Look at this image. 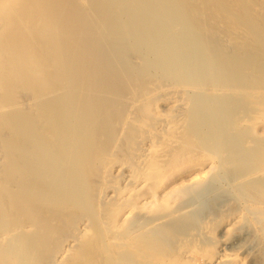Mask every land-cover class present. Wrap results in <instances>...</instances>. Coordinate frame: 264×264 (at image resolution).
<instances>
[{
    "label": "rangeland",
    "instance_id": "obj_1",
    "mask_svg": "<svg viewBox=\"0 0 264 264\" xmlns=\"http://www.w3.org/2000/svg\"><path fill=\"white\" fill-rule=\"evenodd\" d=\"M36 1L38 3L36 5L39 7L35 9H29L31 2L32 4L36 3L35 0H16L10 8L0 3L2 10L5 8L3 12H5L6 9L8 10L6 14L1 10L2 14L7 15V13H9L7 16H4L6 17L5 19L2 17L3 19H1V21L4 22V25H0L2 27L4 26L0 29V105H4V107L0 106V115L2 116H0V259L4 257L14 258L15 262L9 264H28V260L31 259L32 262L30 261V263L32 264H37L38 262H40L39 264H67L69 262V264H71V259L74 258L73 253H76L75 251L82 246L84 242L87 243L92 236V232L98 239L95 238L94 244H96L94 246H99V244H102L101 242H103V244L105 243L103 237L107 235L106 233H108V235L109 233H118V231L113 232L114 229L112 228L110 232H106V229L110 230L109 224L107 225L106 223L105 225L109 228L107 226L106 228L104 225L101 228L105 230L102 231L98 229V227H100L99 223L101 222V226L104 224V221L102 223V217L104 219L109 216V211L117 204H120V198V202L129 198L127 193L122 194L121 191V194L125 197L122 195L119 196V190H123V187L128 186L127 184H131L133 177H139L138 175H140L139 173L142 169L143 171L145 170L144 168L146 167L144 166L145 164L143 165V161L147 157L150 158L149 152L154 153V150H151V145L164 143L161 145V148L159 147L161 150L159 149L158 151L159 153L161 151L163 155L165 154L161 156L164 160L168 158V151L172 149L173 151L177 150L187 139H191L192 142L193 140L195 142L197 139V141L200 139V145H198L197 142L195 143L201 149H204V147L209 144L208 141H210L209 138L210 135H212L211 129H207L206 126L205 128L207 130L204 128V134L202 133L203 131L191 134V132H189V124L192 126L191 129L193 128L192 123L194 122V126H196L195 124L198 126L202 123V121H199L202 120V117H208L209 120L207 118H205V120L210 123L212 120L211 118H216L220 113H229V111L232 110L231 108H234L235 112L239 113L236 115V120H234L237 122V117L239 119L240 117L244 119L243 116H245V113H247L249 109V107H246L247 104L244 105V103L250 99V96L252 97L251 99L255 96L259 99L257 96L264 94V84L257 86L258 88L254 87V90L253 88L250 90L251 88H247L246 86L248 85H244V83L249 84L248 81L251 79H248V77L247 79H234V88H243V90L249 89L254 92L252 94L250 92L249 97V94H245L247 96L243 95L244 98L243 96L239 97L240 99L235 102L232 93H236L238 90H235L232 85H230L228 86L229 88L227 87L228 91H226V87L224 88V84L222 83L224 80L227 81L226 78L224 79L222 77H225L226 74L228 75L227 72H229V74L232 73L229 69L230 67L237 70L236 67L239 66L238 70L240 68L242 72L243 69L247 74L249 70L252 71L253 69L254 72V68H258L261 64H264V44L260 49L258 42H250V39L248 40L247 38L248 35H251L249 33L254 32L253 25L250 21L252 19L256 21V30L264 33V0L247 2L244 4L243 11L237 15L238 22L234 18L230 19L229 22V20L222 17L225 15L230 18V15H227L226 12L224 13L221 8L225 1L214 2L213 8L215 7V11L204 10L202 13L188 14L185 11V13H181L183 10L179 12L178 9H180L184 1V4L193 5L194 2L196 3L195 0H182L183 2L181 0H169L170 2L155 0V4L159 5L162 4V2L166 4V6L163 4L160 5V7H158L160 10L157 9L158 11L156 12L153 8L151 9L152 6L148 5L150 3H147V0L145 4H147L148 10H146L144 16H141L142 18L144 17V19H140L141 22L139 21L138 23L135 21L133 24L132 20L134 19H131V12L128 10L130 9V5L128 6L127 4H130L132 0L131 2L128 0L127 3L125 2L126 0H118L119 2L116 0ZM123 1L126 3L127 7H129L128 9L126 5L122 3ZM243 2H246V0ZM145 4L142 6L145 7ZM16 6V9H25V11L16 14ZM257 6L260 10L255 9ZM143 7L141 9L142 11L146 9V7L145 9ZM176 7H178V9ZM106 9H110V11ZM141 10L139 9V11ZM83 15L85 19L82 21ZM101 15H103V17ZM165 18L168 19V25H164V23L166 24L167 22H164V20H166ZM221 18L223 19L222 21ZM162 22L164 23L162 24ZM231 22H236L237 25L231 27ZM197 23L203 25L199 27L200 25ZM29 24H32V27H28ZM192 24H195V26ZM212 24L214 25L211 26ZM206 25H208L207 28ZM236 26L237 28H235ZM238 26L240 28H238ZM196 27L200 29L197 30ZM183 28L185 30H183ZM203 28L205 31L208 30L207 34V31L202 33V31H204L202 30ZM238 29L242 31L240 33L243 35H240ZM243 29H245V33ZM179 31L186 32L180 34L181 32ZM196 33H198L199 37L202 34V36H207L199 38ZM223 35H225V38L222 37ZM195 36L197 38H195ZM189 38H191V40ZM189 40L191 41L190 43ZM183 41L187 42L186 46H189L188 48L185 47L186 50H184V47H179L182 43L183 45L185 44ZM208 43H211V46ZM204 45H207L205 51L207 54L200 50L201 48H205ZM64 47L67 49L65 50ZM190 47H193V49ZM196 49L197 54H195ZM190 50H195L194 54H192L193 51L191 53ZM254 50L257 52L258 61L256 66L246 69L247 62ZM260 50H262V52H260ZM190 53L191 55H189ZM183 54H185L183 56L184 58L182 57ZM214 54L219 56H215ZM233 55L237 56V58L236 56L234 57L236 61L233 59L225 61L224 57L230 59ZM61 56H64V59ZM60 57L63 60H61ZM185 57L189 58L185 59ZM215 57H220L218 58L220 61H217ZM206 58L211 60L212 58L215 59L217 64L214 60H207V62H214L213 65L209 66L210 64L206 63ZM201 59H204V62L207 65L209 64V67H213L208 68V66L197 65L198 62L199 64H204V62H200ZM196 62L197 64L195 67L194 64ZM169 63H171V65ZM49 65L51 67H48ZM193 67L198 69L199 74H197L198 71L195 69V72L192 71ZM219 69L221 71H219ZM222 69L225 71L222 72ZM235 69H232L234 70L233 73L236 71ZM176 71L181 74L179 73V75H177L176 73L178 72ZM212 72L217 73L215 74V79H212V75L210 76L212 78L209 80L207 77L208 79H206L208 81L204 83L206 79L203 77L207 76L205 74H214ZM257 72H254V74H256L255 76H257L259 72L262 73H260L258 77L264 74V71ZM193 73L194 75L197 74L199 78H196L197 76H194ZM22 74L25 75V77ZM49 74H53V77L50 76L52 80L49 79ZM174 74L176 75L174 76ZM190 74L192 76H189ZM221 74H223L222 77ZM249 74H251V72ZM40 75L42 77H40ZM177 77H179V79ZM258 77L249 78L257 80ZM190 78H194V80L191 79L190 81ZM46 79L51 80V82L47 80V82L51 83L53 86L52 90L54 91H49H52L51 93L42 91V88L39 89L41 85L42 87L46 86ZM196 79H200V81L203 79L204 81L202 82L206 87L208 84L209 86L204 89V84L201 82V85L198 83L200 81ZM258 80L260 81V79ZM192 81H194V83ZM17 83L18 87L12 88ZM192 83L197 87L192 85ZM220 83L223 85L220 86ZM213 84L215 86L214 88L212 87ZM88 85L92 88H89ZM192 86L197 89L195 90ZM86 87L90 90L86 91ZM199 87H202V91ZM222 87L225 89L223 95H228L230 99L223 97V100V98L219 97L225 104L218 102L221 104V106H218L217 101L219 98L216 95L220 94L223 89L220 90L219 88ZM209 88H212L210 92L213 96H211L210 93L211 98H209V94L206 92L210 90ZM232 89L234 91H232ZM225 91L228 92V94H225ZM216 92L218 94H215ZM201 94H205L206 96L204 95L203 97ZM253 94H255V96ZM198 96L201 99L198 98ZM207 96V99H209L208 104L206 102L207 99H204ZM231 97L233 99H231ZM196 98L201 101L203 99L202 105L204 106H200L199 103H201V101L198 102ZM221 99H219V101ZM225 99L228 100V104L232 100L235 103L228 105ZM255 100H251L252 102L250 101V103L247 101V103H249L248 105L250 106ZM223 105L226 106L224 107ZM195 106L198 107L195 108ZM215 106H218V109H215ZM222 106L224 108H222ZM237 106L238 108L236 109ZM208 107H210V109L211 107L214 108L216 112L213 110V114L207 116L203 115H206L204 112L201 114L195 112L198 108L204 111V109L207 110ZM220 108L224 110H220ZM56 109L57 114H59L57 116V123L55 122L56 128H53L52 131H44V129H46L44 128L46 125L45 122H47L45 118L51 110L56 111ZM242 109L246 110L243 112ZM192 111L195 113L194 115L192 114L194 117L191 115ZM232 111L234 112V110ZM232 111L230 114L233 113ZM213 115H216V117ZM189 118L192 121L190 123L188 122ZM207 121H205L206 124ZM182 125L183 127L181 128ZM173 127L174 129H172ZM238 127L234 130L236 134L242 129ZM177 129L179 131H177ZM16 130L18 131L14 132ZM186 130L188 131L186 132ZM181 131L182 133L185 132L186 135L183 137L181 135H174V133L176 134L178 132L180 134ZM173 135L177 138L181 136V138H172L171 136ZM247 135L248 138L245 135L247 138L246 145L250 148L257 137L254 136L252 132L247 133ZM169 138L172 143L167 145L166 143L170 142ZM51 139L52 141H50ZM35 140L36 145L42 147L48 144L47 146H50L46 149L48 151L45 150V152H48L46 156H44L45 152L42 150V152H44L42 156L43 158L45 157V160L41 163L40 169L43 170L44 168L45 170L49 164H56L57 161L63 162L61 158L65 157L64 160H67L63 162L64 164L62 162L58 163L56 169L51 171L50 177L44 179V183H47L46 185L49 187L48 190L51 189L55 196L61 197L62 203L60 206L57 204H46L51 200L44 195V190L43 192L39 190L38 185L42 178L40 174L37 175L38 171L36 172L37 174L34 172L30 176V173L27 172L30 171L27 164H24V166L18 164L14 171V173L18 171L15 173V175H17L15 176L12 173L13 178L15 177L14 180L12 179L9 182L5 181V175L7 171L10 170L9 168L12 164L11 161L14 159L17 160L16 154H28L32 147L30 142H35ZM88 141L93 145V147H90L91 149L87 146V152L85 150H83L85 152L82 153L75 151L79 150L80 147L82 148ZM100 141H104V145ZM203 142L205 143L204 145H202ZM259 142L261 143L257 145L260 149V144L262 146L263 142ZM18 143L22 144L21 146H25L21 147L22 149L19 148V150H17L19 152L13 149H10V151L7 147L11 144L15 145ZM169 145H171V147ZM60 147L64 149H60ZM20 151L22 152L20 153ZM257 151H246L244 156L245 158L247 156L253 157L257 154ZM53 152L55 153L52 154ZM106 152H110L109 154L113 155L112 159H114L111 161L112 164H104L103 161L106 162L105 160L101 161L102 163L94 160L95 155ZM80 153L81 155H85V158L93 153L92 156L94 157L89 159V163L87 161L88 157L84 160V163H81V161L72 162V159L74 160L77 159L78 156H81ZM159 153H157L156 156L159 157L161 155V153ZM249 153L251 155H249ZM151 155L152 154H150V156ZM68 159L70 162H68ZM155 159H157V157H155ZM55 160L57 161L55 162ZM92 160L94 163H92ZM240 165L241 164L236 168L234 174H231L228 178L224 177V179L219 181L216 179H218L219 174L222 175L224 173V170L222 172L218 170V174L216 175L217 172L215 171L217 169L214 168V172L213 170L209 171L208 169L211 167V165H209L205 169L209 172L205 176L202 185L170 201V206L168 205L169 207H167V210L168 208H175V210L179 209L176 214L174 212L172 214L173 216L170 215V221L175 220L176 217L179 219V221L170 226V229L173 228L172 231H175V229L177 231H175L177 235H173L172 241L168 238V234L165 233L166 231H163V229H156L155 225L153 226L149 223L150 219L148 222V216L149 218L152 217L149 214H152V208H149V206L145 208V210L148 208L150 209V211L148 209V212L147 210L142 211L143 209H141L140 211L137 210L138 213L135 209L134 214L136 215L133 214L135 219L133 220V216L129 219L131 221L132 218V222L129 220V222H125L127 223L125 230L129 228V223V231L131 230V226L135 227V229L132 228L135 230H132V235L138 234L137 231L142 232L141 230H144V233L142 232V234H139V236L144 234L140 236L144 238L143 243L153 246L156 242L155 239H157L158 242L156 243L162 242V245L156 248L157 251L164 250V252H170L173 248L176 250L175 246L178 249L181 235L185 238L183 239L181 237V241H187V239L191 241V238H194L195 241L193 240L192 243L197 246L198 250H201V252H197V258L194 256V259H197H195V264H216V262H214L216 255L212 257V259H206L207 256H205V254L209 251L213 252L214 250L218 254L223 247L228 248L227 251L229 252L233 251L236 253V257L233 260L223 264H264V200L263 204L257 205H250L249 202H242L253 194L251 190L256 191V189H259V187L263 185L264 177H259L257 180L259 181L258 183L254 182L250 184L251 189H244L242 184H238L237 188L232 189L233 183H239L238 173L241 171V169H239ZM250 166H252V164H250ZM250 166L248 168H251ZM253 167L255 166H252V168ZM253 169L249 170L251 171ZM243 175H245V172ZM169 184L170 183L163 185L158 189L157 193H162L164 188ZM139 188H141V186L138 187L137 190ZM157 193L156 195L159 194ZM220 196H223L221 199L229 198L231 200L230 203L233 204V210L240 208L235 211H230V205L232 207L230 203L229 205L222 204V206L220 205L219 207L217 203ZM236 196H238L239 199ZM261 196H264V193H261ZM2 203H6V205L4 206ZM188 209H190V212H188L189 217L187 216L188 218H185L183 214ZM164 210L165 209L162 211L166 212ZM12 211H15V213H11ZM228 212L230 214L232 212L233 214L228 215ZM181 213L183 214L180 217L179 214ZM236 214L242 215L240 216L241 223H239L237 218H235V221L233 220L234 217L237 216ZM230 220L232 224H234L233 226ZM94 222H97L99 225L97 223L95 225ZM228 223H230L229 226L232 227L230 229L231 233H228L225 228ZM142 224L144 229L143 227H137L138 225L142 226ZM92 225H94V227ZM122 227L120 226L119 228L122 229ZM119 228H117V230ZM98 230L101 231L99 232ZM125 230L122 229L123 232ZM86 233L87 235L91 234L90 237L87 236ZM99 233L102 234L101 238L99 237V235H101ZM116 233L114 235H116ZM145 235H147V237H144ZM11 236L20 238L14 241L16 245L12 242L6 243ZM107 236H105V238H107ZM175 237L179 238L176 239V242ZM121 240L115 239L114 241L116 246L114 247L113 245V247L114 249L117 248L116 251H119V249L120 251L127 249L125 245H123L124 242L121 243ZM30 243L35 244H33L34 247L33 245L31 246L34 249L31 248L29 252L27 248L30 247L28 246ZM117 243L120 247L122 246V248L124 246L125 249H121ZM11 253H14V255L10 256ZM69 253H71V255ZM117 255H119V253ZM202 255H204V260L206 259L205 261L203 260L204 263L201 259ZM81 256L79 257L80 260L84 259V256ZM114 256H116V254ZM129 256L131 257H127V259L125 256L126 264H136L139 260V256ZM66 258L68 260H66ZM73 261H77V259ZM80 262L81 261L73 263L80 264Z\"/></svg>",
    "mask_w": 264,
    "mask_h": 264
},
{
    "label": "bare ground",
    "instance_id": "obj_2",
    "mask_svg": "<svg viewBox=\"0 0 264 264\" xmlns=\"http://www.w3.org/2000/svg\"><path fill=\"white\" fill-rule=\"evenodd\" d=\"M16 0H0V3L2 4H5L4 6H7V7H9L10 8V6H12V4H13V2H15ZM24 1H27V0H24ZM29 1V0H28ZM117 2H119V1H121V0H116ZM145 1V2H144ZM146 1L147 0H132V2H131V0L129 1V2H131L130 4L129 3H127L128 2V0H126L125 2L128 4V6L130 7V9H128L129 7H127V5H126V3L123 1L122 3L123 4H125L126 5V8L131 12V19H134V20H132V24L136 21L137 23L140 21V19H144V17L142 18L141 16H144L145 15V12H146V10H148L147 9V4H145L146 3ZM153 1H155V0H148V2L147 3H150V4H148L149 6H152L151 7V9L153 8V10L156 12V11H158L157 9H159L160 10V8H158V7H160V5H165L166 6V4H164L165 2H162V4H155L156 3V1L155 2H153ZM158 1V0H157ZM165 1H169V0H165ZM182 1V0H181ZM180 1V2H181ZM184 1V0H183ZM182 1V2H183ZM196 1V3L194 2V4L192 5H189V4H184L185 3V1H184V3H183V5L180 7V9H178V7H176L178 10H179V12L180 11H182L181 13H183L184 11L186 12V13H188V14H197V13H202V12H204V10L206 11V10H208V11H215L214 10V8H213V3L214 2H218V1H225L224 2V4L222 5L223 7H221L222 8V11L225 13H227V15H230V18L229 17H226L225 15L224 16H222V17H224V19L226 18L227 20H229V22H230V19H232V18H234L236 21L238 20V18H237V15H239L240 13H241V11H243V5L244 4H246L247 2H255V1H258V0H246V2H243V1H241V0H195ZM35 2L36 3H33L32 4V2H31V6L29 7V9H35V8H37V7H39L38 5H36V4H38L37 3V1L35 0ZM38 2H39V0H38ZM143 2V3H142ZM170 2V1H169ZM193 2V1H192ZM117 4V3H116ZM141 4V5H140ZM146 5L145 7H146V9H145V7H143L142 5ZM169 4V3H168ZM258 4V3H257ZM1 6V5H0ZM148 6V7H149ZM259 6V5H258ZM256 7L255 9L256 10H258L259 9V7ZM114 8H116L115 6H113ZM141 7V8H140ZM142 7L145 9L144 11H142L141 9H142ZM263 7V6H262ZM17 8V6L15 7V9ZM218 8V7H217ZM139 9L141 10V11H139ZM1 10H2V8L0 7V25H4V22L3 21H1V19H5L6 17H4V16H7L9 13H7V15H4V14H6V11L8 12V10L6 9V11L5 12H3V10H5V8L2 10V12L4 13V14H2V12H1ZM106 10H109L110 11V9H106ZM219 10V9H218ZM260 10V9H259ZM25 11V9L23 10V9H16L15 10V13L16 14H20V13H22V12H24ZM111 11H112V8H111ZM143 12V13H142ZM148 12V11H147ZM184 12V13H185ZM222 12V13H223ZM213 14V13H212ZM104 15V14H103ZM103 15H101L102 17H103ZM130 15V14H129ZM213 16V15H212ZM3 17V18H2ZM140 17V18H139ZM83 19H85V16L83 15L82 16V21H83ZM136 19H139V20H136ZM166 19V18H165ZM168 19H166V20H164V22L165 21H167ZM223 19L221 18V21H222ZM143 21V20H142ZM251 21V23H252V25H253V29H254V32H252V33H249V34H251V35H248L247 33V35H248V40L250 39V42L252 41V42H255L256 41V43L258 42V44L260 45L259 47H260V49H261V46L264 44V33H262V32H260L259 30H256V28H255V26H256V21H255V19H252V20H250ZM3 22V23H2ZM6 22V21H5ZM141 22V21H140ZM145 22H149V21H145ZM164 22H162V24L164 23ZM195 22V21H194ZM198 22V21H197ZM238 22V21H237ZM54 23V22H53ZM151 23V22H150ZM168 23V21L166 22V24L164 23V25H168L167 24ZM196 23V22H195ZM6 24V23H5ZM34 24V23H33ZM197 24H199L200 26L199 27H201V25H203V24H200V23H197ZM196 24V25H197ZM205 24V23H204ZM209 24H210V22H209ZM231 27L233 26V25H237L236 24V22L235 23H232L231 22ZM239 24V23H238ZM192 25H194L195 26V24H192ZM214 24H212L211 26H213ZM163 26V25H162ZM207 26L208 25H206V28H207ZM1 27L2 26H0V29H1ZM4 27V26H3ZM2 27V28H3ZM28 27H32V24H29L28 25ZM165 27V26H164ZM210 27V26H209ZM204 28H205V25H204ZM204 28L202 29V30H204ZM218 28V27H217ZM235 28H237V26L235 27ZM238 28H240L239 26H238ZM24 29V28H23ZM187 29V28H186ZM196 29H197V27H196ZM198 29H200V28H198ZM197 29V30H198ZM3 30V29H2ZM183 30H185L184 28H183ZM182 30V31H183ZM190 30V29H189ZM188 30V31H189ZM239 31V33L240 32H242V31H240V29H238ZM182 31H179V32H181L180 34H184V32H186V31H184V32H182ZM207 31V32H206ZM204 30V31H202V33L203 32H206V34L208 33V30ZM245 31V29H243V32ZM179 32H178V34H179ZM195 32V31H194ZM201 33V34H202ZM238 33V34H239ZM245 33V32H244ZM114 34V33H113ZM187 34V33H186ZM195 34V33H194ZM193 34V35H194ZM197 35H198V33H196ZM200 34V35H201ZM205 34V33H204ZM231 34V33H230ZM192 35V36H193ZM203 35V34H202ZM200 36V37H205V36H207V35H204V36ZM212 35V34H211ZM237 35V34H236ZM240 35H243L242 33H240ZM181 36V35H180ZM179 36V37H180ZM225 35H223L222 37H224ZM197 37H199V35L197 36ZM196 36H195V38H197ZM199 37V38H200ZM225 38V37H224ZM175 39H176V37H175ZM190 40H191V38H189ZM240 39V38H239ZM187 40H188V37H187ZM189 40V43L191 42ZM193 40V39H192ZM237 40V39H236ZM245 40V39H244ZM238 41V40H237ZM184 42V41H183ZM247 42H249V41H247ZM185 44L183 45V43L181 44V45H179V47H181V48H183L184 47V50H186L185 49V47L186 48H188L189 46H186V43L187 42H184ZM188 43V44H189ZM187 44V45H188ZM193 44H195V43H193ZM209 44V43H208ZM240 44V43H239ZM255 44V43H254ZM253 44V45H254ZM67 45V44H66ZM210 46H211V43L209 44ZM252 45V46H253ZM193 46V45H192ZM202 46V45H201ZM205 46V48H201L200 50L201 51H203V53H205V54H207L205 51H206V49H207V45H204ZM203 47V46H202ZM65 48V50L67 49L66 47H64ZM64 48H63V50H64ZM190 48H192L193 49V47H190ZM200 48V47H199ZM180 49V48H179ZM195 49V48H194ZM64 50V51H65ZM181 50V49H180ZM189 51V50H188ZM191 51V50H190ZM193 51V50H192ZM192 51H191V53H192ZM195 51V50H194ZM194 51H193V53L192 54H194ZM199 52V51H198ZM221 52V51H220ZM260 52H262V50H260ZM64 53H66V52H64ZM69 53V52H68ZM191 53L189 54V55H191ZM199 53H201V52H199ZM216 53H218V52H216ZM256 53L257 52H255V50L254 51H252V56L249 58V60H248V64L246 65V69H250L251 67H255L256 66V63H257V55H256ZM195 54H197V49H196V53ZM219 54V53H218ZM185 54H183L182 55V57L184 56ZM215 55V54H214ZM221 55V54H220ZM215 56H219V55H215ZM223 56V55H222ZM236 55H233V57L232 58H230V59H227L226 57H224L225 58V61H229V60H235L236 61V58H237V56H236V58L234 59V57H235ZM62 58L64 57V56H61ZM61 57H60V59H61ZM184 58V57H183ZM189 57H185V59H188ZM205 58V57H204ZM211 58V57H210ZM214 58V57H213ZM212 58V60H214L215 62H216V60L218 61L219 59L218 58H220V57H215L216 58V60L215 59H213ZM58 59H59V57H58ZM64 59V58H63ZM63 59H61V60H63ZM222 59V58H221ZM200 60V59H199ZM206 60V63H209L208 65L209 66H211V65H213L214 64V62L213 63H211V62H207V60H211V59H208V58H206L205 59ZM211 60V61H212ZM223 60V59H222ZM221 60V61H222ZM220 61V60H219ZM51 62V61H50ZM184 62V61H183ZM200 62H204V59L202 60L201 59V61ZM47 63V62H46ZM46 63H45V67H46ZM159 63V62H158ZM205 62H204V64H206ZM226 63V62H225ZM48 64V63H47ZM51 64H52V62H51ZM170 65H171V63H169ZM196 64H197V62L194 64L195 65V67H196ZM203 63L201 64H199V62H198V64L197 65H200V66H205V67H207L208 65L206 64V65H204ZM216 64H217V62H216ZM215 64V65H216ZM180 65V64H179ZM214 65V66H215ZM200 66H198V67H200ZM208 66V68H212V67H209ZM236 66V65H235ZM48 67H51L50 65L48 66ZM195 67H193V72H195L194 71V69H195ZM239 67V66H238ZM238 67H236L237 68V70L235 69V68H232V67H230L229 69L231 70V72L232 73H230L229 74V72H227L228 73V75L226 74H224L225 75V77H222V75L223 74H221V77L222 78H226L227 79V81H223L222 83L224 84V88L226 87V91H228L227 90V87L228 86H230V85H232V87L234 88V86H233V83L235 84V82H234V79H247V77H248V79H251L252 80V83H251V80H249L248 82H249V84H245L244 83V85H248V86H246L247 88H251L250 90H252V88H253V90H254V87H257V86H261V85H263L264 84V74L263 75H261V77H258L259 75H260V73L261 72H259V71H264V64L262 65L261 64V66L260 67H258V68H254V72L256 73L257 72V70H258V75L257 76H255L256 74H254V72H253V69H252V71H248L247 72V74H246V72L245 71H243V69H242V72L240 71V68H239V70H238ZM248 67V68H247ZM44 68V67H43ZM204 68V67H203ZM235 69L236 71L233 73V71L234 70H232V69ZM200 69H202V68H200ZM214 69V68H213ZM245 69V68H244ZM255 69H257V70H255ZM195 70H197L198 71V69L196 68ZM223 71L222 72H224L225 70L224 69H222ZM230 70H228V71H230ZM44 71V70H43ZM179 71V70H178ZM178 71H176V72H178ZM191 71V72H192ZM203 71V70H202ZM213 71V70H212ZM215 71V70H214ZM216 71H217V69H216ZM215 71V72H216ZM219 71H221L220 69H219ZM251 72V74H249ZM179 73L180 72H178V73H176L177 75H179ZM212 73H214V72H212ZM217 73H218V71H217ZM217 73H214V74H211V75H208L209 73H207V74H205V75H207L206 77H203V78H209V80H210V78H212L213 80L215 79L214 77H215V74H217ZM226 73V72H225ZM253 73V74H252ZM10 74V73H9ZM15 74V73H14ZM51 74V73H50ZM49 74V77L51 76V77H53V74L52 75H50ZM176 74H174V76L176 75ZM181 74V73H180ZM197 74H199V71H198V73ZM194 75V73H193V75L194 76H197L196 78H199V76L198 75ZM262 74V73H261ZM10 75H12V74H10ZM23 75V74H22ZM213 75V76H212ZM254 75V76H253ZM24 77H25V75H23ZM189 76H192L191 74L189 75ZM193 76V77H194ZM210 76H212V77H210ZM15 77V76H14ZM40 77H42L41 75H40ZM47 77V76H46ZM51 77L49 78V79H51ZM183 77V76H182ZM217 77V76H216ZM249 77H258L257 78V80H253L252 78H249ZM18 78H20V77H18ZM178 79H179V77H177ZM180 78H181V75H180ZM184 78V77H183ZM207 78V79H208ZM15 79H17V78H15ZM23 79V78H22ZM21 79V80H22ZM49 79H46V82H47V80H48V82L50 81L51 82V80H49ZM175 79H176V77H175ZM189 79V78H188ZM191 79H193L194 80V78H190V81H191ZM201 80L200 81V79H196V80H198V81H200V82H198V83H200L201 85H202V81H204V83L205 82H207L208 80ZM233 79V80H232ZM258 79H260V81L258 80ZM18 80V79H17ZM20 80V79H19ZM213 80H212V82H213ZM15 81V80H14ZM43 81V80H42ZM229 81V82H228ZM230 81H231V84H230ZM233 81V82H232ZM253 81H255V82H253ZM256 81H258V82H256ZM41 82V81H40ZM47 82V84H46V86H43L42 87V85H41V87L39 88V89H41L42 88V91H45V92H49L50 90H52L53 88V86L51 85V83H48ZM193 83H194V81H192ZM197 82V81H196ZM195 82V83H196ZM202 82V83H201ZM211 82V83H212ZM18 83H20V82H18ZM18 83L16 84V85H14V87H12V88H16V87H18L17 85H18ZM44 83V82H43ZM43 83H41V84H43ZM192 83V85H194ZM203 83V84H204ZM222 83H220V86L221 85H223ZM251 83V84H250ZM13 84H15V83H13ZM39 84V83H38ZM44 84V85H45ZM53 84V83H52ZM215 84V83H214ZM214 84H213V88L215 87L214 86ZM259 84V85H258ZM22 85V84H21ZM51 85V86H50ZM190 85V84H189ZM196 85H198V84H196ZM201 85H199V86H201ZM205 85V84H204ZM203 85V88L204 89H206L208 86H209V84H208V86L206 87V85L204 86ZM215 85H217V84H215ZM195 86V85H194ZM210 86V87H211ZM217 86H219V85H217ZM31 87V86H30ZM29 87V88H30ZM37 87H38V85H37ZM88 87L89 88H92L91 86H89L88 85ZM88 87H86V91H89L90 89L88 88ZM190 87H191V85H190ZM193 87V86H192ZM195 87H197V86H195ZM223 87L222 88H219L220 90L221 89H223ZM243 87V86H242ZM241 87V88H242ZM194 88V87H193ZM200 88V87H199ZM202 88V87H201ZM200 88V89H201ZM229 88V87H228ZM231 88V87H230ZM258 88V87H257ZM33 89V88H32ZM34 89H35V87H34ZM38 89V88H37ZM195 89V88H194ZM197 89V88H196ZM195 89V90H196ZM210 89V88H209ZM212 89V88H211ZM211 89L209 90V91H206V92H208V94H209V98H211L210 97V91H211ZM218 89V90H219ZM235 90H238L236 93H232V95H233V98L235 99V102H236V100L238 101V99H240L239 97H241V96H243V95H245V94H249L250 92H251V94L252 93H254V92H252V91H250L249 89H246V88H244V89H246V90H248V91H246V90H243V88L242 89H240V91H239V89H237V88H234ZM256 89V88H255ZM224 90L225 89H223V90H221V92H220V94L219 95H216V96H218V98L219 97H221V98H223V97H226V98H229V96L227 97V96H225V95H223L224 94ZM242 90V91H241ZM13 91H16V90H13ZM40 91V90H39ZM52 91H54V90H52ZM51 91V92H52ZM201 91H202V89H201ZM217 91V90H216ZM225 91V94H228V92H226ZM232 91H234L233 89H232ZM18 92H20V91H18ZM51 92H49V93H51ZM218 92V91H217ZM215 93V94H218V93ZM40 93V92H39ZM44 93V92H43ZM202 93V92H201ZM204 93H205V91H204ZM38 94V93H37ZM207 94V93H206ZM46 95V94H45ZM201 95H203V94H201ZM205 95V94H204ZM204 95H203V97H204ZM230 95V94H229ZM254 96H255V94H253ZM259 95H260V93H259ZM50 96V95H49ZM199 96H200V94H199ZM198 96V98H200ZM206 96V95H205ZM211 96H213L212 95V93H211ZM245 96H247V95H245ZM250 96V94L248 95V97ZM260 96H262V97H260ZM260 96H257V97H259V99L258 98H256V96L255 97H253V99H251L252 97L250 96V99L253 101V100H255V99H257V100H255L253 103H251V105L249 106L248 104L250 103V101L249 100H247V101H249V103H247V101L244 103V105L245 104H247V106L246 107H249V109L248 108H246V109H248V111H247V113H245V116H243L244 117V119H242V117H240V119L237 117V122H235L234 120H236V115L237 114H239V113H236L235 112V109L234 108H231L232 110H234V112L233 113H231L230 114V112L231 111H229V113L228 112H226V114H225V112L224 113H220V115L218 116L217 115V117H216V115L214 116V117H216V118H211L210 120H211V122L209 123L207 120H205V118H207L208 119V117H202L201 119L202 120H199V121H202V123L201 124H199L198 126H197V124H195L196 126H194V123H192V125H193V128L191 129V124H189L190 126V130H189V128H188V130H189V132H191V134L192 133H195L196 134V132H202L203 134L205 133L204 132V130L206 129L205 127L207 126V129L208 128H210L211 129V131H212V135H210V141H208L209 142V144L206 146V147H204V149H201L198 145H200V139H199V141H195V142H197V144L198 145H196V143L194 142V140H193V142H192V140L190 139H187L186 141H185V143L184 144H182L180 147H178L177 148V150H174L173 151V149L171 150V151H168L169 152V154H168V158L167 157H164V158H167V159H163V158H161V156H164L162 153H161V151H160V153H161V155L158 157V156H156V154L157 153H159L158 151H159V149L161 148V145H163L164 143H156L155 145L153 144V145H151L150 147H151V150H154V153H150L149 152V157L150 158H146L144 161H143V165L146 167V168H144L145 170L143 171V169H142V171L139 173L140 175H138L139 177H133V179H132V183L131 184H127L128 186H125V187H123L122 189L123 190H119V193L120 194H118L119 196L120 195H122L123 193H127L129 196V198L126 200V199H124V201H122V202H120V200H121V198H120V200H119V203L120 204H117L115 207H113L112 208V210H110L109 211V216L106 218L105 216V218L107 219H103V217H102V223H103V221H104V224H102V226H101V222L99 223L100 224V227H98V229H101L102 231L103 230H105L104 228H101V227H103L104 225H105V223L108 225V226H110V230H108V229H106L107 231L106 232H110L112 229H114L113 230V232L114 231H118V233H116V232H114V234L116 233V235H114L112 232V234H110L109 233V235H108V233H106L107 235H105V236H107V238H105V236L103 237V241H104V239H105V243L103 244V242H101L102 244H99V246H94L95 244H94V241L97 239L96 237L97 236H95V234H93V232L91 233L92 234V236H91V238H89V240L87 241V243H83V245L82 246H80L75 252L76 253H73L74 254V258H70L71 259V261H72V263L71 264H74L73 262H78V261H81L80 262V264H126L125 263V256H126V259H127V257H131V256H129V255H132V257L133 256H139V260L137 261V263L136 264H195V261L197 260L196 258H197V256H196V254H197V252H201V250L199 249L198 250V248H197V246L196 245H194V243H192L193 242V240H194V238H191V241H190V239H187V241L186 240H182L181 241V239L183 238V236L181 235V237H180V239L177 237H175V242L177 241L176 239H179L180 240V242H179V240H178V242L180 243V245L178 246L179 248L177 249V247L175 246V248H176V250H174V248H173V250H171L170 252H164V250H160V251H157V249L156 248H158V247H160V245H162V242L160 241L159 243H156V242H158L157 241V239H155L156 240V242H155V245H153V246H150V245H145V243H143V240H144V238L143 237H140V236H143V235H140L139 236V234H142V232L144 233L145 231L144 230H141L142 232H140V231H137L138 232V234H134V235H132V230L133 231H135L134 229H135V227H132L131 226V230L129 231V229H130V223H129V228H127L126 230H127V232H126V230H125V226H127L126 224L127 223H125V222H129L130 220V217H133L134 215H136V214H134V211H135V209H136V211L138 210V211H140L141 209H143L142 211H146L147 210V212H148V209L151 207L152 209H151V212H152V214L151 213H149L150 214V216H152L151 218H149V216H148V222H149V219H150V224H152L153 226L155 225L156 227V229H163V231H166L165 233H167L168 234V238H170L171 239V241H172V238L175 236V235H177V234H175V231H176V229H175V231H172V229L173 228H171L170 229V226H171V224L173 225V224H175V222H177V221H179V219H177L178 217H176V216H174V217H176V219L175 220H171L170 221V215H172L174 212H175V214H176V212H177V210H179V209H176L175 210V208H168V210H167V207H169L170 205H169V203H170V201L171 200H173V199H175V198H177V197H181V196H183L184 194H186L187 193V191H190L191 189L193 190V188H196V187H198V186H200V185H202V183L204 182V178H205V176L208 174V172L210 171V170H213V172L215 171L214 170V168H216L217 170L215 171V172H217L216 173V175L218 174V170H220V172H222L223 170H224V173L221 175V174H219L218 176V179H216L217 181H219V180H221V179H224V177L226 178H228L231 174H234V172H235V170H236V168L237 167H239V164H241L240 165V168L239 169H241V171H239V177H238V179H239V183H233L232 184V189H235V188H237V186H238V184H242L243 185V188L244 189H251V186H250V184H252V183H254V182H259V181H257L258 179H259V177L261 178V176H263L264 177V94H261ZM48 97V96H47ZM208 98V96L206 97V98H204L205 100ZM221 98H219V99H221ZM232 97H231V99H233ZM243 98H244V96H243ZM242 98V99H243ZM255 98V99H254ZM197 99V98H196ZM201 99V98H200ZM198 100V102H200L201 100ZM219 99H218V101H217V104H218V106H221V104L222 103H224L223 102V100H224V98H223V100L221 99L220 101H219ZM230 99V98H229ZM248 99V98H247ZM99 100V99H98ZM196 100V101H197ZM208 100L209 99H207V104H208ZM226 100V104H228L227 102H228V100L227 99H225ZM231 101V100H230ZM251 101V102H252ZM57 102V101H56ZM56 102H55V104H56ZM194 102H195V100H194ZM221 103V104H219V103ZM231 102H233V100L231 101ZM231 102H229V104H234L235 102H233V103H231ZM202 103H203V99H202V101H201V103H199L200 104V106L202 105ZM195 104V103H194ZM206 104V105H207ZM216 104V105H217ZM225 104V103H224ZM228 104V105H229ZM112 105V104H111ZM110 105V106H111ZM197 105V104H196ZM228 105H227V108H228ZM239 105V104H238ZM1 106V105H0ZM3 107H4V105H2ZM1 106V107H2ZM53 106H54V104H53ZM152 106V105H151ZM199 106V105H198ZM197 106V107H198ZM199 106V107H200ZM202 106H204V105H202ZM212 106V105H211ZM214 106V105H213ZM218 106H215V109H218L217 107ZM224 106V105H223ZM222 106V108H224ZM241 106V105H240ZM0 107V108H1ZM113 107V106H112ZM196 106H195V108H197ZM6 108V107H5ZM59 108V107H58ZM201 108V107H200ZM200 108H198V109H194L195 110V112L197 113V114H201V113H206V115L205 114H203L204 116H207V115H212L213 114V110H215L214 108H212L211 107V109H210V107H208V109L206 110V109H204V111H203V109L201 110ZM230 108V107H229ZM238 108V106L236 107V109ZM244 108V107H243ZM55 109V108H54ZM73 109V108H72ZM246 109H242L243 110V112L246 110ZM48 110V109H47ZM109 110V109H108ZM220 110H224V109H221L220 108ZM68 111V110H67ZM227 111V110H226ZM194 111H192V113H191V115L193 114H195V113H193ZM214 112H216V110L214 111ZM222 112V111H221ZM2 114V113H1ZM110 114H112V113H110ZM114 114V113H113ZM46 115V114H45ZM59 114H57V109H56V111L55 110H51V112H49V114H48V116L45 118L46 119V121L47 122H45L46 123V125H45V127L44 128H46V129H44V131H52L53 130V128H56L55 127V122L57 123V119H58V116ZM192 115V117H194ZM1 116V115H0ZM2 117V116H1ZM112 118V117H111ZM112 119H114V118H112ZM191 119H193V118H191ZM203 119H204V122H203ZM238 119H239V122H238ZM2 120V119H1ZM185 120V119H184ZM190 120V118L188 119V122L190 123V122H192L191 120ZM209 120V119H208ZM124 121V120H123ZM205 121H207V124H206V122ZM181 122V121H180ZM179 122V123H180ZM187 122V121H186ZM9 125V124H8ZM7 125V126H8ZM57 125V124H56ZM179 125V124H178ZM184 125V124H183ZM183 125L181 126V128L183 127ZM239 127H238V126ZM232 126H235V127H232ZM236 127H238V128H242V129H240L241 131L239 132L238 131V133L236 134V132L234 131L235 129H236ZM186 128V127H185ZM205 128V129H204ZM18 129V128H17ZM172 129H174V127L172 128ZM179 129H180V127H179ZM206 129V130H207ZM83 130V129H82ZM181 130V129H180ZM185 130V129H184ZM188 130H186V132L188 131ZM192 130V131H191ZM239 130V129H238ZM18 130H16V131H14V132H17ZM177 131H179L178 129H177ZM174 132V131H173ZM172 132V133H173ZM176 132V131H175ZM233 132V133H232ZM249 132H252V134L254 133V136H256L257 138H256V141H258V142H256V141H252L253 143H252V145L250 146V148L246 145V140H247V138H248V135H247V133H249ZM52 133V132H51ZM79 133V132H78ZM190 134V133H189ZM190 134V135H191ZM200 134V133H199ZM163 135V134H162ZM170 135V134H169ZM174 135H181L182 137L184 136V135H186L185 134V132H183L182 133V131H181V133L179 134V132L178 133H174ZM173 135V136H174ZM245 135L247 136V138L245 137ZM250 135H251V133H250ZM15 136V135H14ZM77 136V135H76ZM173 136H171L172 138H177V137H173ZM181 136L180 137H178L177 139H179V138H181ZM187 136H188V133H187ZM197 136V135H196ZM163 137V136H162ZM170 137V138H171ZM199 137V136H198ZM169 138V141L170 142H167L166 144L168 145V144H170V143H172V141H171V139ZM230 138V139H229ZM37 139V138H36ZM168 140V139H167ZM230 140V141H229ZM254 140H255V138H254ZM39 141V140H38ZM50 141H52V139L50 140ZM173 141H175V140H173ZM183 141V140H182ZM259 141H262L263 142V144H262V146H261V144H260V149L258 148V145L257 144H259V143H261V142H259ZM93 142V141H92ZM102 144H103V142L104 141H100ZM200 142V143H199ZM38 143V142H37ZM94 143V142H93ZM30 144H31V148H30V152L27 154V153H25V155L23 154V155H18V153L16 154V156H17V160L16 159H14V160H12V158L13 157H15V156H13L12 158H11V162H12V164H11V167L9 168L10 170L9 171H7V174L5 175V181L6 182H9V181H11L12 179L14 180V178H13V174L15 175V173L16 172H18V171H16L15 173H14V171L16 170V166L18 165V164H22L23 166H24V164L26 165H28L29 166V169H30V171H27V172H29L30 174V176H31V174H33L34 172L36 173L37 171V175H39L40 174V177L42 178L41 179V182H40V184L38 185L39 186V190L41 191V192H43V190H44V195H46V197L48 198L49 197V199L51 200V201H49L48 203H46V204H50V205H52V204H54V205H58V206H60V204L62 203V201H61V197H57V196H55L54 195V192H52V190L51 189H49L48 190V188L49 187H47V183H44L45 182V180L44 179H46L47 177H50V174H51V171L53 170H55L56 169V167L58 166L57 164L58 163H60V162H62V161H60V162H58L57 160H55V162H56V164H53V163H51V164H49V166H47L46 168H45V170H44V168H43V170L42 169H40L39 167H40V165H41V163L42 162H44V160H45V157L43 158V154L42 153H44L45 152V150L46 149H48L47 147H50V146H39V145H36V140H35V142H30ZM52 144V143H51ZM66 144V143H65ZM82 144V143H81ZM205 143L203 142V144L202 145H204ZM11 145H13V146H11ZM11 145H9V146H7L8 147V149L10 150H16V152H19V151H17V150H19V148H21V147H25V146H21L22 144H11ZM24 145V144H23ZM92 145V143L91 142H89L88 141V143H86V144H84V146L81 148H79L78 146V148H79V150H75V151H77V152H87V150L86 149H91L90 147H93V145ZM95 145V144H94ZM104 145V144H103ZM87 146H88V148H87ZM170 147H171V145H169ZM64 147V146H63ZM160 147V148H159ZM173 147V146H172ZM202 147V146H201ZM65 148V147H64ZM64 148H61L60 147V149H64ZM22 149V148H21ZM71 149V148H70ZM81 149V150H80ZM163 149H165V148H163ZM251 151V150H258L257 151V154L255 155V156H247L246 158H245V156H244V154L246 153V151L248 152L249 150ZM10 150V151H11ZM42 150H44V152H42ZM55 150V149H54ZM58 151H60L59 149H57ZM56 150V151H57ZM83 150H85V151H83ZM161 150V149H160ZM169 150V149H168ZM46 151H48V150H46ZM50 152H52L51 150H49ZM15 152V151H14ZM22 151H20V153H21ZM65 152V151H64ZM148 152V151H147ZM46 153H48V152H45V155L44 156H46ZM55 152H53L52 154H54ZM68 153V152H67ZM81 153H80V155H81ZM110 153V152H109ZM109 153H100V154H98V155H95V157L94 156H92V154L89 156L88 154H86V155H88V156H86V158H85V155H81L80 157L78 156H76L77 157V159H72V162L73 161H76V162H78V161H81V163H84V160H86L87 159V157H88V159H87V161H88V163H89V159H91L92 157H94L95 159L94 160H96L97 162H101V161H103V160H105L106 162H104L103 161V163L105 164H110L111 163V161L114 159H112V156L113 155H111V154H109ZM159 153V154H160ZM164 153V152H163ZM252 153V152H251ZM150 154H152L151 156H150ZM49 155V154H48ZM154 155H155V157H157V159H155V157H154ZM249 155H251L250 153H249ZM166 156H167V154H166ZM90 157V158H89ZM142 157V156H141ZM52 158H53V156H52ZM65 158V157H64ZM64 158H61L62 160H63V162L65 161H67V160H64ZM159 158V159H158ZM139 159V158H138ZM163 159V160H162ZM60 160V159H59ZM69 160V159H68ZM235 160V161H234ZM83 161V162H82ZM86 161V162H87ZM95 161V162H96ZM233 161V162H232ZM52 162H54V161H52ZM62 162V163H63ZM68 162H70V160L68 161ZM91 162V161H90ZM232 162V164L230 165V163ZM92 163H94L93 162V160H92ZM102 163V162H101ZM47 164V163H46ZM64 164V163H63ZM87 164V163H86ZM112 164V163H111ZM250 164H252V166H255V167H253L252 168V166H250ZM85 165V164H84ZM92 165V164H91ZM209 165H211V167L208 169L209 171H207V170H205ZM247 165H249L251 168H248L249 166H247ZM62 166V165H61ZM87 166H89V165H87ZM82 167V166H81ZM90 167V166H89ZM88 167V168H89ZM140 167V166H139ZM142 167V166H141ZM25 168V167H24ZM37 168H39V169H37ZM88 168H85V169H88ZM28 169V168H27ZM28 169V170H29ZM36 169V170H35ZM135 169V168H134ZM249 169H253V170H249ZM33 170V171H32ZM35 170V171H34ZM245 170H249V171H245ZM26 172V173H27ZM138 172V171H137ZM136 172V173H137ZM146 172V173H145ZM219 172V173H220ZM245 172V175H243V173ZM13 173V174H12ZM19 173H21V172H19ZM148 173H149V175H148ZM151 173V174H150ZM100 174V173H99ZM134 174V173H133ZM138 174V173H137ZM17 175V174H16ZM15 175V176H16ZM215 175V174H214ZM221 175V176H220ZM224 175V176H223ZM134 176V175H133ZM101 181V180H100ZM174 181V182H173ZM6 182H4V183H6ZM171 182H173V183H171ZM168 183H170L167 187H165L164 188V191L162 192V193H157V191H158V189L159 188H161L163 185H167ZM263 185H261V187H259V189H256V191H253V190H251L252 191V195L251 196H249L248 197V199L246 198V199H244V201H242V202H244V203H246V202H249V204L250 205H257V204H263V200H264V196H261V193H264L263 191H264V181H263V183H262ZM141 186V188H139L138 190H137V188L138 187H140ZM86 190V189H85ZM122 192V194H121V192ZM86 193V192H85ZM156 193L158 194V195H156ZM148 194V195H147ZM43 195V196H44ZM239 195V194H238ZM122 196H124V195H122ZM157 196V197H156ZM125 197V196H124ZM221 197L223 198V196H220L219 197V200H218V203H217V205H219V207H220V205L222 206V204H225V205H229V203L231 202V200L229 199V198H227V199H221ZM237 198H238V196H236ZM78 198V197H77ZM119 198V197H118ZM117 198V199H118ZM123 198V197H122ZM235 198V197H234ZM233 198V199H234ZM44 199H45V197H44ZM229 199V200H228ZM239 199V198H238ZM126 200V201H125ZM235 200H236V198H235ZM61 201V202H60ZM239 201H241V200H239ZM238 201V202H239ZM3 202V201H2ZM60 202V203H59ZM118 202V201H117ZM172 203V202H171ZM3 204V203H2ZM115 204H116V202H115ZM230 204H232V203H230ZM238 204V203H237ZM248 204V203H247ZM246 204V205H247ZM4 206L6 205V203H4L3 204ZM8 205V204H7ZM113 205H114V203H113ZM169 205V206H168ZM238 205H240V204H238ZM250 205H248V206H250ZM47 206V205H46ZM147 206H149V208L148 209H146L145 210V208L147 207ZM62 207V206H61ZM187 207V206H186ZM218 207V206H217ZM226 207H229V206H226ZM235 207H237V206H235ZM234 207V208H235ZM256 207V206H255ZM48 208H50V207H48ZM60 208V207H59ZM183 208V207H182ZM230 211H232L233 210V204H232V207H231V205H230ZM240 208V207H239ZM238 208V209H239ZM50 209H52V208H50ZM163 209H165L164 211H166V212H163L162 210ZM169 209H171V210H169ZM238 209H235V210H238ZM12 210V209H11ZM91 210V209H90ZM229 210V209H228ZM235 210H233V211H235ZM58 211V210H57ZM137 211V212H138ZM149 211H150V209H149ZM229 211V212H230ZM163 212V213H162ZM181 212V211H180ZM188 212H190V209H188L184 214L183 213H181V214H179L180 215V217H181V215L183 214V216L185 217V218H188L189 217V213ZM228 212V215L230 214ZM11 213H15V211H12ZM56 213V212H55ZM139 213V212H138ZM224 213V212H223ZM239 213H241V212H239ZM246 213V212H245ZM18 214V213H17ZM108 214V213H107ZM134 214V215H133ZM225 214V213H224ZM231 214H233L232 212H231ZM230 214V215H231ZM16 215V214H15ZM51 215V214H50ZM178 215V216H179ZM221 215H223V214H221ZM221 215H220V217H221ZM237 215V214H236ZM173 216V215H172ZM171 216V217H172ZM188 216V217H187ZM191 216V215H190ZM240 216H242L241 214L240 215H237L236 217H234V221H235V218H237V220H239V223H241L240 221H241V219H240ZM244 216V215H243ZM49 217V216H48ZM179 217V218H180ZM51 218V217H50ZM135 219V216H134V218H133V220ZM173 219V218H172ZM232 219V218H231ZM51 220V219H50ZM55 220V219H54ZM106 220V221H105ZM129 220V221H128ZM227 220V219H226ZM182 221H183V219H182ZM130 222H132V218H131V221ZM146 222V221H145ZM229 222V221H228ZM230 222H231V220H230ZM238 222V221H237ZM237 222H234V223H237ZM242 222H244V221H242ZM95 223V222H94ZM97 223V222H96ZM96 223H95V225H96ZM207 223V222H206ZM219 223V222H218ZM98 224V223H97ZM98 224V225H99ZM147 224V223H146ZM145 224V225H146ZM181 224V223H180ZM217 224V223H216ZM238 224V223H237ZM32 225V224H31ZM107 225H105V227L107 226ZM141 225V224H140ZM178 225V224H177ZM230 225V223H228V224H226V230H227V232L228 233H231V231H230V229L232 228L231 226H229ZM231 225L233 226L234 224H232V222H231ZM249 225V224H248ZM93 227H94V225H92ZM107 226V227H108ZM122 227V229L123 230H125L124 232L122 231V229L121 228H119V227ZM135 226V225H134ZM228 226H229V228H228ZM106 227V228H107ZM138 228L139 227H143V224H142V226H137ZM146 227V226H145ZM173 227H175V226H173ZM178 227V226H177ZM91 228V227H90ZM89 228V229H90ZM109 228V227H108ZM112 228V229H111ZM117 228H119L118 230H117ZM132 228H134V229H132ZM239 228V227H238ZM237 228V229H238ZM52 229H53V227H52ZM51 229V230H52ZM84 229V228H83ZM97 229V228H96ZM116 229V230H115ZM143 229H144V227H143ZM155 229V230H156ZM241 229V228H240ZM239 229V230H240ZM50 230V229H49ZM100 230V231H101ZM122 231V232H120V231ZM178 230V229H177ZM201 230H203V229H201ZM56 231V230H55ZM85 231V230H84ZM99 231V230H98ZM97 231V232H98ZM99 231V232H100ZM206 231V230H205ZM204 231V232H205ZM230 231V232H229ZM87 233H89L88 231H86ZM96 232V233H97ZM120 232V233H119ZM136 232V233H137ZM140 232V233H139ZM177 232V231H176ZM180 232V231H179ZM202 232V231H201ZM203 232V233H204ZM52 233H54V232H52ZM56 233V232H55ZM87 233H86V235H87ZM150 233H152V232H150ZM183 233V232H182ZM181 233V234H182ZM84 234V233H83ZM91 234H89V235H87V236H89L90 237V235ZM99 234H101V233H99ZM148 234V233H147ZM121 235H123V236H121ZM174 235V236H173ZM226 235H227V233H226ZM101 236H102V234L101 235H99V237L101 238ZM167 236V235H166ZM144 237H147V235H145ZM19 238V237H18ZM18 238L16 237V236H11L10 238H8V240L6 241V243L8 242H12L14 245H16L15 244V240L17 241L18 240ZM84 238H86V237H84ZM96 238V239H95ZM121 238H122V240H121ZM196 238V237H195ZM20 239V238H19ZM86 239H88V238H86ZM115 239H120L121 240V243H123V245H125V248H127V249H125L124 248V246H123V248L125 249V250H121L120 251V249H119V251H116V249H114V247L116 246V243L114 242L115 241ZM153 239V238H152ZM183 239H185V238H183ZM84 240V239H83ZM98 240V239H97ZM189 240V241H188ZM25 241V240H24ZM174 241V240H173ZM195 241V240H194ZM201 241V240H200ZM178 242H177V244H178ZM6 243H5V245H6ZM7 243V244H8ZM113 243H115V244H113ZM119 243V242H118ZM117 243V245L119 246V244ZM33 244H35V243H30V245L28 244V246H30L29 248H27V250L29 251L32 247V245ZM37 244V243H36ZM94 247H93V246ZM111 245H112V247H111ZM113 245H114V247H113ZM1 246V245H0ZM92 246V247H91ZM105 246H106V248H105ZM111 248H110V247ZM117 246V247H118ZM33 247H34V245H33ZM120 247V246H119ZM228 247V246H227ZM17 248H19V247H17ZM92 248H94V249H92ZM121 249H123L122 248V246L120 247ZM23 249V248H22ZM32 249H34V248H32ZM227 249L228 248H226V247H223V248H221V250L218 252V254L216 253V251L214 250L213 252L212 251H209L207 254H205V256H207L206 257V259L208 258V259H212V257H214L215 255V259H214V262H216V264H223V263H225V262H227V261H231V260H233L235 257H236V253L235 252H229V251H227ZM17 250V249H16ZM169 250V249H168ZM123 251V252H122ZM204 251V250H203ZM208 251V250H207ZM30 252V251H29ZM48 252V251H47ZM56 252V251H55ZM65 252H67V251H65ZM205 252V251H204ZM25 253H28V252H25ZM63 253V252H62ZM119 253V255H117ZM216 253V254H215ZM19 254V253H18ZM46 254V253H45ZM70 255H71V253H69ZM116 254V256H114ZM124 254H126V255H124ZM238 254V253H237ZM9 255V254H8ZM14 255V253H11V255L10 256H13ZM84 256L83 258L84 259H82V260H80V256ZM128 255V256H127ZM9 256V257H10ZM81 256V257H82ZM86 256V257H85ZM135 256V257H136ZM194 256H196V260L194 259ZM200 256V255H199ZM203 256L204 255H202V262L204 263V261L206 260H204V258H203ZM201 257V256H200ZM69 259V260H70ZM77 259V261H73V260H76ZM106 259H107V261H106ZM129 259V258H128ZM66 260H68L67 258H66ZM200 260V259H199ZM204 260V261H203ZM27 261V260H26ZM29 262H28V264L30 263V261L32 262V259L31 260H28ZM34 261V260H33ZM136 261V260H135ZM13 262H15V260H14V258H8V257H4V258H1L0 259V264H9V263H13ZM18 262V261H17ZM36 262H37V260H36ZM67 262V261H66ZM202 262H200V263H202ZM206 262H208V261H206ZM26 263V262H25ZM34 263V262H33ZM40 262H38L37 264H39ZM70 263V262H69ZM69 263H67V264H69ZM30 264H32V263H30ZM36 264V263H35ZM206 264V263H205Z\"/></svg>",
    "mask_w": 264,
    "mask_h": 264
}]
</instances>
